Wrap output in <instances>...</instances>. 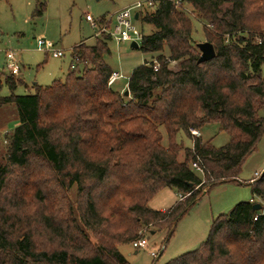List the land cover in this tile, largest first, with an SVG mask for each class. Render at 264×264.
<instances>
[{
    "label": "trees",
    "instance_id": "obj_1",
    "mask_svg": "<svg viewBox=\"0 0 264 264\" xmlns=\"http://www.w3.org/2000/svg\"><path fill=\"white\" fill-rule=\"evenodd\" d=\"M181 4L197 14L216 57L199 63L189 12L157 0L140 12L156 32L142 34L138 49L157 58L132 71L128 97L109 84L106 34L80 42L65 79L35 84L32 94L16 95L23 79L0 72V90L4 82L12 92L0 96V113L15 108L19 123L0 144V264H130L120 245L149 228L174 235L210 185L239 182L264 136V0ZM38 6L43 16L46 4ZM211 122L230 135L223 147L190 133ZM166 188L184 199L163 212L150 207ZM251 188L264 205V173ZM253 205L217 217L200 248L165 264H264V214Z\"/></svg>",
    "mask_w": 264,
    "mask_h": 264
},
{
    "label": "rangeland",
    "instance_id": "obj_2",
    "mask_svg": "<svg viewBox=\"0 0 264 264\" xmlns=\"http://www.w3.org/2000/svg\"><path fill=\"white\" fill-rule=\"evenodd\" d=\"M38 2L46 4L45 14L37 16ZM157 0H0V72L9 75L6 68L5 54L13 52L21 61L22 70L16 79L21 78L23 84H19L14 91L16 95L34 93L35 84L49 86L55 80H63L72 63L73 49L84 42L95 45L99 33L97 28H92L87 20L91 15L94 20H100L106 16L115 22V14L126 8H133L142 4L141 9H133L134 14L143 10L149 11V4ZM183 9L189 12L194 25L193 40L199 45L205 43L203 24L197 19L196 13L190 5H183ZM225 10V6L223 7ZM112 24V25H113ZM111 25V26H112ZM137 26V35H149L156 32L155 26L146 23L143 19L134 21ZM43 39L54 45L56 49L63 50L62 58H55L39 49L38 41ZM132 42L122 43L117 46L113 42L111 55L105 57L114 71L124 74V78L114 82L113 88L123 91L127 86L132 71L143 65L146 61H153L156 54H148L131 47ZM200 56H201V52ZM167 54V51L164 52ZM171 69L177 70V64L171 65ZM4 80V77H3ZM124 92V91H123ZM12 92L3 82L0 96H9ZM264 117V109L259 112ZM15 108H6L0 113V144L5 147V136L12 133L19 125ZM164 135L163 144H169V136L163 126H160ZM199 131V130H198ZM201 138L204 142H210L214 147L220 148L230 141L229 133L221 130L218 122H211L200 129ZM176 140L187 147L193 146V142L184 132H179ZM255 152L243 163L239 182H224L210 185L200 198L188 209L176 226L174 235L170 236L167 231L148 229V250H137L133 245L122 244L120 251L130 264H165L182 254L195 251L200 248L208 238L212 222L225 213L231 212L241 202L251 201L252 180L256 178V172L264 173V136L258 142ZM173 194L178 196L175 190L166 188L150 201L149 206L169 208L173 204ZM262 202L259 197L254 198V203ZM253 203V204H254ZM151 252H155L154 257Z\"/></svg>",
    "mask_w": 264,
    "mask_h": 264
},
{
    "label": "built area",
    "instance_id": "obj_3",
    "mask_svg": "<svg viewBox=\"0 0 264 264\" xmlns=\"http://www.w3.org/2000/svg\"><path fill=\"white\" fill-rule=\"evenodd\" d=\"M173 1L174 4L178 8H183V5L181 4V0H170ZM152 4L150 3L149 6ZM143 5L137 4L133 8H126L125 10H121L118 13L115 14V22L112 23V18H107L106 22L103 25H100L97 20H94V18L91 15H87V20L90 22L92 28H97L99 33H104L112 38V41L117 44V46L121 45L122 43H127L136 41L138 43L141 39V35L135 36V33L137 32V26L134 25V21L136 20L133 9H141ZM140 15V12H138ZM113 24V25H112ZM112 25V26H111ZM264 32V30H263ZM257 41L259 43H262V39L258 38ZM39 49L41 51L46 52L47 54H51L55 58H62L64 56L63 50L56 49L53 44L45 42L43 39H40L38 41ZM5 61H6V68L12 74L14 77H17L22 69L21 61L16 58V55L13 52H6L5 54ZM158 67H155L157 70ZM124 78V75L120 72H113L112 77L109 81V84L112 85L114 82H116L119 79ZM190 133L194 136L201 137L202 134L196 129L191 128ZM194 168L201 171V168L197 163H194ZM256 178H259L261 176V173L256 172ZM256 181L252 180L251 182L254 183ZM182 199H184V196H180ZM252 203H254V200H251ZM255 204V203H254ZM262 214H264L263 211H261ZM257 220V217L256 219ZM148 230H142L140 232L141 237L134 242H132V245L137 250H148L149 244L148 239L146 238V233ZM151 254L155 257L156 253L151 252Z\"/></svg>",
    "mask_w": 264,
    "mask_h": 264
},
{
    "label": "water",
    "instance_id": "obj_4",
    "mask_svg": "<svg viewBox=\"0 0 264 264\" xmlns=\"http://www.w3.org/2000/svg\"><path fill=\"white\" fill-rule=\"evenodd\" d=\"M136 20L139 19V13H137L135 15ZM131 47L134 49H139L140 48V44L136 41H132ZM198 48L201 52V57L199 60V63H205V61H209L212 60L216 57L215 55V48L214 45L209 42L206 41L205 43H200L198 45ZM130 95V90L128 89L126 91L125 96L128 97ZM253 210L255 211H263L264 212V205L260 202H257L256 204L253 205Z\"/></svg>",
    "mask_w": 264,
    "mask_h": 264
},
{
    "label": "crops",
    "instance_id": "obj_5",
    "mask_svg": "<svg viewBox=\"0 0 264 264\" xmlns=\"http://www.w3.org/2000/svg\"><path fill=\"white\" fill-rule=\"evenodd\" d=\"M22 70V69H21ZM114 72H118V71H114ZM121 73V72H120ZM124 75V74H123ZM114 85V84H113ZM112 85V86H113ZM127 88V86H125L124 88H123V91L125 92V91H127L128 89H126ZM122 91V92H123ZM181 195L179 194L178 196H176V195H174L173 194V204L170 206V207H172V206H174L176 203H178V201H180V200H182V197H180ZM252 200V199H251ZM169 207V208H170ZM169 208H166L165 206H163V207H158V208H155V210H158V211H161V212H163V211H165V210H167V209H169ZM154 209V208H153Z\"/></svg>",
    "mask_w": 264,
    "mask_h": 264
}]
</instances>
